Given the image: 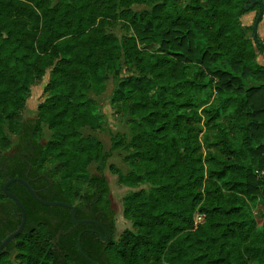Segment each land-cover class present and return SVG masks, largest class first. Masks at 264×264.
Here are the masks:
<instances>
[{
  "label": "trees",
  "instance_id": "16d2710c",
  "mask_svg": "<svg viewBox=\"0 0 264 264\" xmlns=\"http://www.w3.org/2000/svg\"><path fill=\"white\" fill-rule=\"evenodd\" d=\"M133 1L151 8L129 11L128 33L120 38L104 24L108 7L98 14L87 0L53 6L0 0V243L21 222L3 186L25 177L31 162L30 176L45 174L30 180L38 196L74 204L77 218L90 206L109 219L107 241L88 231L81 236L100 264H264V213H254L259 199L264 203V64L256 60L264 46L246 36L253 26L240 22L261 6L123 3ZM48 67L49 94L38 117L24 119L31 86ZM111 78L113 102L123 104L130 123L132 153L128 172L110 168L134 188L124 197L132 227L118 236L104 144L82 133L84 126H103L106 116L92 93ZM41 121L52 130L45 142ZM201 134L217 153L204 154ZM94 161L99 173L90 175ZM8 189L23 202L27 220L0 250V264H91L78 249L81 227L71 229L70 208L40 203L21 182ZM197 212L204 219L196 223Z\"/></svg>",
  "mask_w": 264,
  "mask_h": 264
},
{
  "label": "rangeland",
  "instance_id": "374dc122",
  "mask_svg": "<svg viewBox=\"0 0 264 264\" xmlns=\"http://www.w3.org/2000/svg\"><path fill=\"white\" fill-rule=\"evenodd\" d=\"M60 0H36L37 3L45 5H55ZM90 3L91 8L96 13H102L108 7L109 14L103 17L104 24L107 30L116 34L118 37L122 38L128 33V20L126 15L134 11H143L151 8V5L147 3H140L137 1L131 2L129 5H124L123 0H87ZM183 3H189L190 0H182ZM264 4V2H263ZM38 9V8H37ZM259 9L247 12L241 17L240 22L249 24L253 26L255 18L259 12ZM128 11V12H126ZM99 18H102L101 16ZM249 18V19H248ZM246 36L253 38V31L249 29ZM258 39L264 42V12L261 17V21L258 24ZM256 60L264 64V51L257 50ZM52 67H48L45 70V74L38 80H36L30 90V95L25 101L23 108L21 109L22 118L38 117V106L44 101L48 96L49 92L46 90L47 83L49 81L50 73ZM128 71L123 66V74H127ZM254 81L248 82L249 84ZM116 88V82L111 78L105 87V90L101 93H92L93 98L96 100L97 104L101 107L104 112L106 119L103 126L97 130H92L88 126L82 127L83 135H92L101 140L104 144V150L107 157V165L104 169V174L108 180L110 187L109 198L111 201V207L115 213V233L116 236L120 235L125 228L132 227L131 220L128 219L124 214V197L134 188L122 183L118 175L113 172L110 168L111 164L116 165L123 172H128L129 166V156L132 153L131 146V129L128 116L124 110L123 104L114 103L113 96ZM10 138L13 144L17 140V136L10 133ZM52 130L47 125L46 122L41 121V135L40 139L42 142L47 141L51 138ZM203 140V152L208 154L211 152L217 153L218 150L215 147L209 146L208 142H205L204 136L201 134ZM15 149V146L13 147ZM48 166H53V163L47 162ZM90 175L99 173L98 162H92L88 167ZM255 207L254 213L259 216V214L264 213V203L260 201ZM196 220L200 221L198 214L195 213ZM262 219L258 220L259 226L262 225Z\"/></svg>",
  "mask_w": 264,
  "mask_h": 264
},
{
  "label": "water",
  "instance_id": "95a60500",
  "mask_svg": "<svg viewBox=\"0 0 264 264\" xmlns=\"http://www.w3.org/2000/svg\"><path fill=\"white\" fill-rule=\"evenodd\" d=\"M256 3L260 4L261 8L259 13L257 14L256 18H255V22L253 24V39L255 40V42H257L258 44H260L261 46H264V42L260 41L258 39V24L260 22V18L263 15L264 12V4L261 0H249V2L245 3L244 7L246 10H250L251 7H253ZM21 182L23 183L27 189L30 191V193L33 195V197L39 201L42 204L45 205H49V206H65L71 209L72 211V220L75 224H80V223H84L90 220H86V219H77L76 217V207L74 204H71L70 202L67 201H62V200H46L41 198L40 196H38L36 190L32 187V185L30 184V182L23 177H12L9 178L4 186H3V190L4 193L9 196L10 198H12L18 205V207L20 208V213H21V222L19 224V226L13 231L11 232L1 243H0V250L4 249L7 247V245L14 240L19 234L22 233V231L24 230L25 224H26V220H27V211L26 208L23 204V202L20 200V198L12 191H10L8 189V186L13 183V182ZM105 230V229H104ZM65 233V232H63ZM84 233V230H82L79 234H78V238H77V244H78V249L80 251V253L83 255V257L88 260L91 264H100L97 260H95L93 257H91L90 255H88L84 249L82 248L81 245V236ZM107 233V231H106ZM59 238V235L57 236ZM102 241H105L107 239V237L101 238Z\"/></svg>",
  "mask_w": 264,
  "mask_h": 264
},
{
  "label": "flooded vegetation",
  "instance_id": "af4514ba",
  "mask_svg": "<svg viewBox=\"0 0 264 264\" xmlns=\"http://www.w3.org/2000/svg\"><path fill=\"white\" fill-rule=\"evenodd\" d=\"M8 154L10 155V157L8 159V162L11 163V162H13L15 160V155L17 154V152L15 151L14 148H12L9 151ZM24 168H25V166H24ZM31 170H32L31 162H28L27 169H26V171L24 173L25 177H23V176H15V177H23V178H26L30 182V180L36 181L40 177H43L45 175L44 173H40V174H38L37 176H34V177L30 176ZM50 184H52L51 181H50ZM84 215L85 216H82V217L77 218V219H86V220H90V221H87V222H84V223H80V224H75L73 222L74 226H72L71 229L72 228L76 229L78 227H81V231L84 230V232L88 231V232L93 233L94 234L93 235V239H95V240L99 239V240L102 241L101 238L107 237V239L105 240V241H107L110 238V232L108 230V226L110 225V223H109V219H107L105 217L104 213L102 211L98 210V209H94L93 207L86 206V212H85ZM71 217H72V214H71ZM106 231H107V233H106ZM65 233H67V231ZM57 239H58V237H57ZM59 251L62 252L61 249H59Z\"/></svg>",
  "mask_w": 264,
  "mask_h": 264
},
{
  "label": "built area",
  "instance_id": "2783aa9c",
  "mask_svg": "<svg viewBox=\"0 0 264 264\" xmlns=\"http://www.w3.org/2000/svg\"><path fill=\"white\" fill-rule=\"evenodd\" d=\"M197 214H198L199 219H202V220H200V221H203V219H204V215L201 214V213H199V212H197ZM195 215H196V214H195ZM195 220H196V216H195ZM200 221H197V220H196V223H197V222H200Z\"/></svg>",
  "mask_w": 264,
  "mask_h": 264
},
{
  "label": "crops",
  "instance_id": "0c3cea01",
  "mask_svg": "<svg viewBox=\"0 0 264 264\" xmlns=\"http://www.w3.org/2000/svg\"><path fill=\"white\" fill-rule=\"evenodd\" d=\"M245 14H246V13H245ZM245 14H244V15H245ZM244 15H243V16H244ZM241 17H242V16H241ZM240 19H241V18H240ZM248 19H249V18H248ZM244 22H245V25H249V24H246V21H244Z\"/></svg>",
  "mask_w": 264,
  "mask_h": 264
}]
</instances>
